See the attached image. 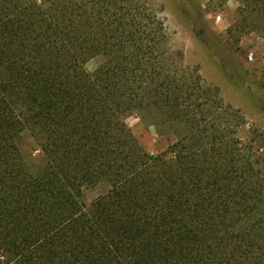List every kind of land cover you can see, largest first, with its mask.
I'll list each match as a JSON object with an SVG mask.
<instances>
[{
	"label": "trees",
	"instance_id": "16d2710c",
	"mask_svg": "<svg viewBox=\"0 0 264 264\" xmlns=\"http://www.w3.org/2000/svg\"><path fill=\"white\" fill-rule=\"evenodd\" d=\"M143 1L0 0V264H264L257 151L194 127L150 153L126 122L184 116ZM237 1L264 38V0Z\"/></svg>",
	"mask_w": 264,
	"mask_h": 264
},
{
	"label": "rangeland",
	"instance_id": "374dc122",
	"mask_svg": "<svg viewBox=\"0 0 264 264\" xmlns=\"http://www.w3.org/2000/svg\"><path fill=\"white\" fill-rule=\"evenodd\" d=\"M149 13L144 22L161 37L155 52L160 81L179 87L185 103L183 120L155 110L129 115L126 122L150 153L176 141L178 133L194 127L224 132L239 146L252 147L264 163V38L253 31H235L237 0H144ZM230 33V34H229ZM93 57L84 67L92 72L103 63ZM194 115V117L192 116ZM19 147L30 162L42 153L23 132ZM104 185L86 192L92 200Z\"/></svg>",
	"mask_w": 264,
	"mask_h": 264
}]
</instances>
